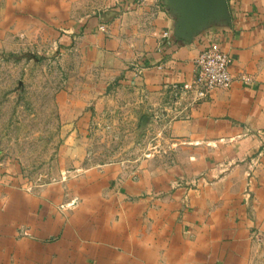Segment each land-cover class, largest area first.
<instances>
[{
  "label": "crops",
  "instance_id": "crops-1",
  "mask_svg": "<svg viewBox=\"0 0 264 264\" xmlns=\"http://www.w3.org/2000/svg\"><path fill=\"white\" fill-rule=\"evenodd\" d=\"M226 2L186 42V0H0V53L66 65L52 179L0 163V264H264V0ZM207 47L230 88L155 121Z\"/></svg>",
  "mask_w": 264,
  "mask_h": 264
},
{
  "label": "rangeland",
  "instance_id": "rangeland-1",
  "mask_svg": "<svg viewBox=\"0 0 264 264\" xmlns=\"http://www.w3.org/2000/svg\"><path fill=\"white\" fill-rule=\"evenodd\" d=\"M61 67L66 69L65 63L59 64L53 56L0 53V163L11 160L33 182L52 179L59 146L65 139L53 97L61 88ZM104 136L100 134L96 140ZM144 139L139 134H115L111 148L118 153L119 140L137 147ZM135 146L125 153L135 156Z\"/></svg>",
  "mask_w": 264,
  "mask_h": 264
},
{
  "label": "built area",
  "instance_id": "built-area-1",
  "mask_svg": "<svg viewBox=\"0 0 264 264\" xmlns=\"http://www.w3.org/2000/svg\"><path fill=\"white\" fill-rule=\"evenodd\" d=\"M102 29L100 27V30ZM167 37L168 33H163V38ZM193 65L194 76L190 81L169 87V100L163 112L154 117L155 121L164 119L162 113L170 116L171 121L181 118L184 109L206 101L214 90L230 88L232 83L228 70L230 59L221 50L215 47L205 48L195 57Z\"/></svg>",
  "mask_w": 264,
  "mask_h": 264
},
{
  "label": "water",
  "instance_id": "water-1",
  "mask_svg": "<svg viewBox=\"0 0 264 264\" xmlns=\"http://www.w3.org/2000/svg\"><path fill=\"white\" fill-rule=\"evenodd\" d=\"M184 6L187 10L188 27L185 32L178 36L190 42L192 37L198 32V23L212 13H222L228 18V8L226 0H186Z\"/></svg>",
  "mask_w": 264,
  "mask_h": 264
}]
</instances>
